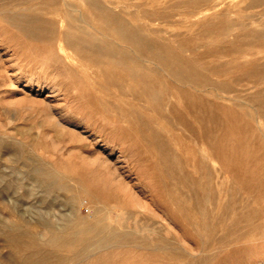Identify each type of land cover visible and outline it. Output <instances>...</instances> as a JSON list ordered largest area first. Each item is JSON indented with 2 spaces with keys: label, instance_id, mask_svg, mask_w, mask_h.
<instances>
[{
  "label": "rangeland",
  "instance_id": "1",
  "mask_svg": "<svg viewBox=\"0 0 264 264\" xmlns=\"http://www.w3.org/2000/svg\"><path fill=\"white\" fill-rule=\"evenodd\" d=\"M253 32L264 0H0V264H264Z\"/></svg>",
  "mask_w": 264,
  "mask_h": 264
},
{
  "label": "bare ground",
  "instance_id": "2",
  "mask_svg": "<svg viewBox=\"0 0 264 264\" xmlns=\"http://www.w3.org/2000/svg\"><path fill=\"white\" fill-rule=\"evenodd\" d=\"M255 1V0H254ZM256 1H258V0H256ZM259 1H261V0H259ZM107 11L106 10H104V9H101V13H103V14H105ZM240 36V35H239ZM252 36H253V38H261V37H263L264 36V33L263 32H253L252 33ZM188 70V69H187ZM187 70L186 69H182V70H178V71H176L175 72V74H176V76L179 78V79H181V80H185L187 77H189V72H187ZM237 142V141H236ZM239 143V142H238ZM242 146H240V148H241ZM239 148V150H241ZM229 151V150H228ZM241 152V151H240ZM243 152H244V150H243ZM239 158V157H238ZM74 201H72V203H73ZM75 203V202H74ZM78 208V207H77ZM79 212V211H78ZM91 216H93L92 218H90V217H81V216H78V215H73V216H71V215H63V217L61 218V220L64 222V224H63V226L66 228V229H64V231L65 232H67L68 231V229H70V228H72V227H74V226H78V225H82L81 227H82V229H80V230H77V231H72L71 232V234H70V237H68L67 238V236H62L61 235V237L60 236H51V238L50 239H48L47 241H48V243H49V245H52V244H50V243H56V240H58V243H59V240L61 239V238H67V240H66V244H69L70 245V243H72L73 241H74V239H77V237H78V232L79 231H86V230H88V231H90V230H93L96 226H97V224H98V220H97V218H96V214L95 215H91ZM87 222H90L91 223V225H89ZM76 230V229H75ZM94 232V231H93ZM57 233V232H56ZM83 233V232H82ZM117 233V232H116ZM52 235V234H51ZM81 235V234H80ZM88 235V234H87ZM53 237V238H52ZM109 237V235H108V233H104V235H102L101 236V239H103V240H105V239H107ZM120 237V236H119ZM73 240V241H72ZM79 240V239H78ZM82 239H80V241H81ZM61 241V240H60ZM77 241V240H76ZM90 241V240H89ZM46 243V242H45ZM73 245V244H72ZM75 245V244H74ZM60 247V246H59ZM66 248V247H65ZM48 249V248H47ZM71 250V249H70ZM71 252V251H70ZM44 253H49V252H44ZM43 254V253H42ZM63 257V256H62ZM43 261V260H42ZM33 263V262H32Z\"/></svg>",
  "mask_w": 264,
  "mask_h": 264
}]
</instances>
